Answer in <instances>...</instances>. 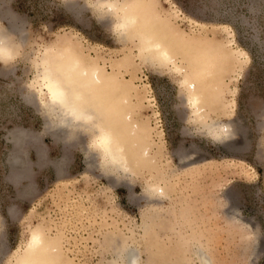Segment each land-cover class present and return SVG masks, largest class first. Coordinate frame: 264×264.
Returning a JSON list of instances; mask_svg holds the SVG:
<instances>
[{
  "label": "rangeland",
  "instance_id": "374dc122",
  "mask_svg": "<svg viewBox=\"0 0 264 264\" xmlns=\"http://www.w3.org/2000/svg\"><path fill=\"white\" fill-rule=\"evenodd\" d=\"M144 5L172 46L164 63L99 0H0V264H18L32 230L56 264H264V0ZM66 46L124 82L126 171L93 127L42 104L41 60ZM220 49L199 117L187 81Z\"/></svg>",
  "mask_w": 264,
  "mask_h": 264
},
{
  "label": "bare ground",
  "instance_id": "6f19581e",
  "mask_svg": "<svg viewBox=\"0 0 264 264\" xmlns=\"http://www.w3.org/2000/svg\"><path fill=\"white\" fill-rule=\"evenodd\" d=\"M99 1L101 6L117 17L116 27L123 35L124 31L131 30L139 35L142 53L148 58L161 63L172 59V46L167 35L162 32L159 25L153 23L148 16V8L144 5L152 0ZM74 50L72 46H66L49 50L43 56L41 73L35 80L42 104L54 112H60L61 124L72 128L93 127L91 143L104 158L105 164L110 169L126 171L129 167L124 143V82L105 73L80 51ZM8 52H11V47L5 36L0 34V55H7ZM228 56V53L220 49L219 58L209 60L206 63L208 67L195 70L194 74L198 76V81H187L190 104L199 117L203 116V91L213 76H219L228 61ZM217 128L219 136L224 141L234 139L235 129L231 123H220ZM146 161L149 160L145 157L143 162L146 164ZM154 191L158 196L161 195L159 188ZM25 247L23 254L18 258V264H56L50 252L51 247L42 232L32 230ZM127 257V264H139L138 256L135 254L128 252ZM200 261L201 264H211L205 253L200 254Z\"/></svg>",
  "mask_w": 264,
  "mask_h": 264
},
{
  "label": "snow or ice",
  "instance_id": "6c2138e0",
  "mask_svg": "<svg viewBox=\"0 0 264 264\" xmlns=\"http://www.w3.org/2000/svg\"><path fill=\"white\" fill-rule=\"evenodd\" d=\"M192 10L195 12L196 7L199 5V0H191Z\"/></svg>",
  "mask_w": 264,
  "mask_h": 264
}]
</instances>
